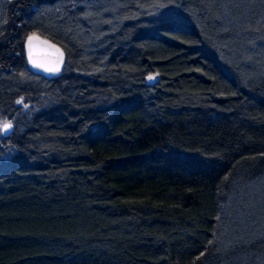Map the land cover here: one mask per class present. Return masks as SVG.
I'll use <instances>...</instances> for the list:
<instances>
[{
  "label": "trees",
  "instance_id": "obj_1",
  "mask_svg": "<svg viewBox=\"0 0 264 264\" xmlns=\"http://www.w3.org/2000/svg\"><path fill=\"white\" fill-rule=\"evenodd\" d=\"M2 122L0 264H264V0H0Z\"/></svg>",
  "mask_w": 264,
  "mask_h": 264
},
{
  "label": "water",
  "instance_id": "obj_2",
  "mask_svg": "<svg viewBox=\"0 0 264 264\" xmlns=\"http://www.w3.org/2000/svg\"><path fill=\"white\" fill-rule=\"evenodd\" d=\"M29 37H33V39L29 41ZM22 53L29 70L45 78L59 74L64 61L62 49L56 43L37 34H30L25 38ZM10 124L11 128L6 131L0 128L3 137H7L11 133L13 125L11 122Z\"/></svg>",
  "mask_w": 264,
  "mask_h": 264
},
{
  "label": "snow or ice",
  "instance_id": "obj_3",
  "mask_svg": "<svg viewBox=\"0 0 264 264\" xmlns=\"http://www.w3.org/2000/svg\"><path fill=\"white\" fill-rule=\"evenodd\" d=\"M33 39V37H29V41H31ZM30 58H31V54H30ZM33 63H35V61H33ZM150 79H152L153 77H149ZM0 128H2L3 130H8L9 128H11V124L10 122H4L2 125H0Z\"/></svg>",
  "mask_w": 264,
  "mask_h": 264
},
{
  "label": "rangeland",
  "instance_id": "obj_4",
  "mask_svg": "<svg viewBox=\"0 0 264 264\" xmlns=\"http://www.w3.org/2000/svg\"><path fill=\"white\" fill-rule=\"evenodd\" d=\"M3 123V122H2Z\"/></svg>",
  "mask_w": 264,
  "mask_h": 264
}]
</instances>
